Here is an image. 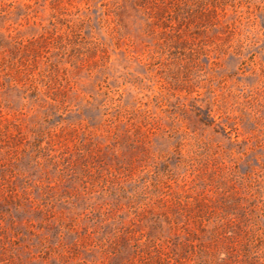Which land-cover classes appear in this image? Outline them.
Returning <instances> with one entry per match:
<instances>
[{
	"label": "rangeland",
	"instance_id": "rangeland-1",
	"mask_svg": "<svg viewBox=\"0 0 264 264\" xmlns=\"http://www.w3.org/2000/svg\"><path fill=\"white\" fill-rule=\"evenodd\" d=\"M0 264H264V0H0Z\"/></svg>",
	"mask_w": 264,
	"mask_h": 264
}]
</instances>
